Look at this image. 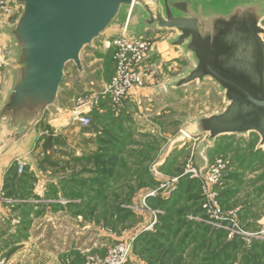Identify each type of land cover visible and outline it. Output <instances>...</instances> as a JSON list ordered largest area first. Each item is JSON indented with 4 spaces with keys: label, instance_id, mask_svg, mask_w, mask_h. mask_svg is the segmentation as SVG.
Wrapping results in <instances>:
<instances>
[{
    "label": "rangeland",
    "instance_id": "obj_1",
    "mask_svg": "<svg viewBox=\"0 0 264 264\" xmlns=\"http://www.w3.org/2000/svg\"><path fill=\"white\" fill-rule=\"evenodd\" d=\"M21 4L9 23L0 24V109L16 82L13 64L22 55L11 32ZM128 10L123 6L85 46L82 71L68 62L55 103L58 111L45 115L43 148L29 156L42 168H52L58 182L48 183L43 204L31 191L34 185L25 186L22 200L29 203L15 208L18 218L11 212L0 227L3 233L13 228L19 234L1 241L6 251L0 264H86L90 258L103 259L120 241L130 246L123 264H264L260 135L225 134L210 142L204 156L200 146L206 136L192 135L177 142L167 158L169 145L194 120L228 105L225 90L211 77L168 87L195 66L190 55L168 44L175 30L138 32L131 24V31L143 33L153 45L154 70L144 87L119 105L106 99L91 108L93 132L72 120L80 100L95 96L112 80V52L103 44L121 30ZM53 120L75 125L58 134L48 125ZM14 166L18 173L17 162Z\"/></svg>",
    "mask_w": 264,
    "mask_h": 264
},
{
    "label": "water",
    "instance_id": "obj_2",
    "mask_svg": "<svg viewBox=\"0 0 264 264\" xmlns=\"http://www.w3.org/2000/svg\"><path fill=\"white\" fill-rule=\"evenodd\" d=\"M23 11L11 29L22 55L13 64L16 82L0 120L26 123L6 141L19 140L56 113L59 89L68 62L83 70L81 52L117 17L123 6H133L135 31L146 26L175 30L168 41L190 55L195 66L170 81L179 87L211 77L226 92L222 112L202 116L186 127L168 147L192 135L204 134V156L210 142L225 134L257 133L264 145V0H19ZM132 10V12H133ZM216 65V66H215ZM16 126V125H15ZM5 144L3 145V147Z\"/></svg>",
    "mask_w": 264,
    "mask_h": 264
},
{
    "label": "built area",
    "instance_id": "obj_3",
    "mask_svg": "<svg viewBox=\"0 0 264 264\" xmlns=\"http://www.w3.org/2000/svg\"><path fill=\"white\" fill-rule=\"evenodd\" d=\"M18 4L20 5L18 7ZM22 4L18 0H0V24L9 23L17 15ZM133 6H129L127 20L119 32L112 34L103 44L107 51L112 52L114 72L112 80L104 85L98 94L80 100L73 108L72 120L89 127L91 124L90 110L99 105L103 100H109L112 105L123 103L135 90L143 88L148 75L154 70L151 54L153 45L149 37L136 34L130 30L131 13ZM3 59L0 48V64ZM56 148V145H55ZM18 173L23 174L26 163L22 158L16 160ZM130 255V246L127 242L120 241L113 246L101 260L88 259L86 264H123Z\"/></svg>",
    "mask_w": 264,
    "mask_h": 264
},
{
    "label": "crops",
    "instance_id": "obj_4",
    "mask_svg": "<svg viewBox=\"0 0 264 264\" xmlns=\"http://www.w3.org/2000/svg\"><path fill=\"white\" fill-rule=\"evenodd\" d=\"M19 6L20 5L18 4V7ZM150 27L157 28L155 26H146L144 28ZM157 29L161 28L158 27ZM114 31L115 32H112V34L119 32V29H115ZM176 34L174 33V36ZM67 86L69 87L70 84L68 83ZM44 119L37 123L36 126L32 127L25 135L22 136V138L16 141H6V136L8 133L14 132L16 128L22 127L24 124L17 125L15 128H10V124L5 125L0 120V227L2 226L6 216H8L11 212L14 217L17 216V212H13L15 208L17 209L24 206V204L29 203L30 200H22V193L26 189V185L30 184L31 187L34 185L33 187L35 188L31 189V191L34 192V195H36L39 198L40 203H42L48 193V183H53L55 185L58 182L56 177H51V175H53V172H51V170H53L52 168H42L33 159H31V157H29L31 153L38 156L43 148L42 144L45 142L44 134L46 130L44 126ZM48 125L54 127L55 132L58 134H62V130L64 128H66L65 132L72 131L71 129L74 127L75 122L68 120L67 123H62L60 120H53L52 122H48ZM4 144L5 146L3 147ZM18 158H24L25 161H27L28 167L25 169V173L23 174L17 173L15 169L16 167L14 166ZM8 235H11L12 238H16L19 236L18 230H14L12 228L10 231L3 233V230L0 229V243L2 240L6 239ZM5 251L6 249H4L0 244V256L4 255Z\"/></svg>",
    "mask_w": 264,
    "mask_h": 264
},
{
    "label": "trees",
    "instance_id": "obj_5",
    "mask_svg": "<svg viewBox=\"0 0 264 264\" xmlns=\"http://www.w3.org/2000/svg\"><path fill=\"white\" fill-rule=\"evenodd\" d=\"M91 125H92V124H91ZM91 125H90L89 127H87L89 132H93V131H95V129L92 127L93 125H92V126H91ZM120 153H121V152H120ZM112 162H113V161H112ZM162 202H163V203H171V201H167V200H163Z\"/></svg>",
    "mask_w": 264,
    "mask_h": 264
},
{
    "label": "flooded vegetation",
    "instance_id": "obj_6",
    "mask_svg": "<svg viewBox=\"0 0 264 264\" xmlns=\"http://www.w3.org/2000/svg\"><path fill=\"white\" fill-rule=\"evenodd\" d=\"M264 20H262L261 22H260V26H262V22H263ZM262 27H264V26H262ZM263 35L264 34H261V37L263 38V40H264V37H263ZM216 66V65H215Z\"/></svg>",
    "mask_w": 264,
    "mask_h": 264
}]
</instances>
